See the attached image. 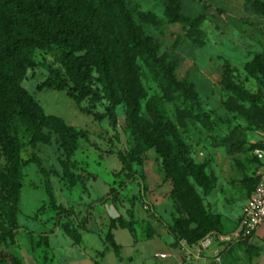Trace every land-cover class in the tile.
Segmentation results:
<instances>
[{
    "label": "rangeland",
    "instance_id": "obj_1",
    "mask_svg": "<svg viewBox=\"0 0 264 264\" xmlns=\"http://www.w3.org/2000/svg\"><path fill=\"white\" fill-rule=\"evenodd\" d=\"M84 1L79 10L114 0ZM246 1L183 0L184 19L177 22L167 11V0H121L126 15L141 36L157 47L158 55L165 57L173 76L195 88V101L168 100L164 87L135 48L134 38L117 21L108 22L119 94L114 107L104 98L96 72L90 85L99 94L97 100L92 96L77 99L73 83L64 90L38 91L37 86L50 77V68L65 78L66 74L60 49H35L32 57L36 66L26 69L21 86L45 114L61 117L85 133L88 141L80 139L76 153L68 160L57 134L44 129L51 143L43 144L25 126H19L16 182L22 188L14 203L4 180L10 164L2 154L0 233L12 230L15 223L16 230L24 226L35 229L34 221L39 217L57 220L42 173L50 174L54 195L62 204L88 191L85 185L82 192L69 197L65 191L68 180L62 176L74 173L83 182L99 180L92 192L94 198L103 196L98 202L114 194L117 189L111 186L119 184L123 193L119 192L118 201L112 196L113 202L124 203L131 210L142 209L177 243L192 244L210 232L216 238L231 236L257 183L260 162L253 150L264 133V74L251 76L247 72L248 65L264 51V15L247 11ZM226 84L239 85L259 100L242 101L226 89ZM112 107L115 124L107 116ZM135 111L142 127H153L160 121L168 125L162 147L171 157L169 171L157 148L134 128ZM64 221L59 222L62 225ZM4 251L6 246L0 241V257Z\"/></svg>",
    "mask_w": 264,
    "mask_h": 264
},
{
    "label": "trees",
    "instance_id": "obj_2",
    "mask_svg": "<svg viewBox=\"0 0 264 264\" xmlns=\"http://www.w3.org/2000/svg\"><path fill=\"white\" fill-rule=\"evenodd\" d=\"M182 1L167 0L166 3L169 15L177 22H183L184 19ZM82 2L85 1L0 0V158L4 154L10 164L9 173L4 180L12 192L14 203H17L18 193L22 188L21 184L16 182L20 167L16 140L19 126H25L36 141L43 144L51 143V138L49 134L43 132L44 129L57 134L64 157L68 160L76 153L80 139L88 141L85 133L68 125L61 117L45 114L39 103L21 86L26 69L36 66L32 57L35 49H60L61 64L66 74L65 78L60 71L50 68V77L37 86L38 91L64 90L69 87V83H73L72 90L77 93V99L82 100L92 96L94 100H97L99 94L90 85L93 79L92 73L96 72L98 75L96 81L103 88L104 98L114 107L119 103V94L109 43L108 22L117 21L122 23L134 38L135 48L154 72L158 82L164 87L170 102L198 99L195 88L178 81L173 76L171 67L166 64L165 57L158 55L157 47L150 45L147 38L141 36L136 25L126 15V9L120 4L121 0L102 3L97 7L85 6L79 10L78 6ZM246 9L254 14L264 15V2L247 0ZM199 20H202V17ZM17 32H23V35ZM247 72L251 76L264 74V51L248 65ZM226 89L242 101L256 102L259 100L258 95L245 91L239 85L226 84ZM113 107L108 110L107 116L115 124L116 116ZM143 125L135 111L133 113L134 128H138L137 130L145 134L152 146L157 148L165 159L166 169L169 171L167 164L171 161V157L162 147L163 132L168 130V125L164 121L148 128L142 127ZM42 174L46 177L49 206L56 212L59 221L65 219L62 223L64 232L75 239L78 238L77 230L73 225V213L57 204L49 178L50 174ZM53 176L60 177L59 173H53ZM62 177L68 180L66 184L68 188L82 181L80 176L74 173H64ZM113 192L115 193L110 194L117 200L119 191ZM127 212L129 220L121 216L111 220L110 230L118 225L129 229L135 235L134 210L128 209ZM15 228L17 229L16 223L12 226V230L0 233V241L6 246V251L0 257V264H23L8 249L15 243ZM205 236L195 240L192 244L186 243L193 247ZM106 242L118 252V247L113 242L110 233L106 237Z\"/></svg>",
    "mask_w": 264,
    "mask_h": 264
},
{
    "label": "crops",
    "instance_id": "obj_3",
    "mask_svg": "<svg viewBox=\"0 0 264 264\" xmlns=\"http://www.w3.org/2000/svg\"><path fill=\"white\" fill-rule=\"evenodd\" d=\"M98 182L82 180L72 188H65L70 198L82 192L85 185L88 191L66 204L57 202L75 211L72 219L78 238L67 235L58 219L48 221L39 217L34 221L35 229L24 226L16 230L15 243L9 246V251L23 264H264V224L247 243L224 245L220 262L214 260L211 251L197 261L192 249L184 246L185 241L177 243L137 207L134 209L135 235L118 225L110 230L111 220L120 216L129 220L130 208L124 207L122 202L115 204L112 196L98 202L103 196L94 198L92 194ZM112 187L121 192L119 184ZM52 214L55 218L56 212ZM108 233L118 252L106 242Z\"/></svg>",
    "mask_w": 264,
    "mask_h": 264
},
{
    "label": "built area",
    "instance_id": "obj_4",
    "mask_svg": "<svg viewBox=\"0 0 264 264\" xmlns=\"http://www.w3.org/2000/svg\"><path fill=\"white\" fill-rule=\"evenodd\" d=\"M260 136L253 150V153L260 162V168L257 173L258 183L243 208L235 231L231 236L224 237L218 235L217 238L214 232H210L193 247L184 242V246L187 249H192L197 261L203 259L204 253L211 251L214 260L220 262L224 249L223 246L231 244L232 238L234 239L232 243H244L264 224V133Z\"/></svg>",
    "mask_w": 264,
    "mask_h": 264
}]
</instances>
